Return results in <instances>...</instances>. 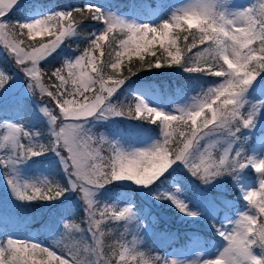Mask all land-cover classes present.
Returning <instances> with one entry per match:
<instances>
[{
    "label": "rangeland",
    "instance_id": "1",
    "mask_svg": "<svg viewBox=\"0 0 264 264\" xmlns=\"http://www.w3.org/2000/svg\"><path fill=\"white\" fill-rule=\"evenodd\" d=\"M34 1L35 0H17V4L12 8V10L17 9L23 12L24 15L19 23L30 22L39 18H43L47 15L54 14L56 12H64L62 10L53 9L40 10L39 8H37V5H28L33 4ZM93 2L94 1L92 0H85L83 5ZM187 2H189V0H158L156 2V5L154 4L157 7L156 9L155 7L151 6L152 3H149L148 0H133V4L130 9L125 12H115L111 8V3H114V0H102L98 1L97 4L99 9L104 14L110 13L126 20L135 21L141 24L148 23L149 25L155 26L161 21L167 20L170 12L174 7L181 6ZM253 2L254 0H230V3L227 5V7L231 10L243 9L244 7L250 6ZM8 14L4 19L10 24L16 22L14 19H12L13 17L8 16ZM103 28L104 24L102 23L101 26L95 28V34H98ZM17 30V33L12 30L15 33V39L23 40L22 37H20V30ZM24 34H26L25 36L29 38L27 35V30L24 31ZM32 38L40 39L37 41V43H29L24 41L22 47L30 50L29 46L39 47L40 43H48V41L50 39H53L54 37L34 36ZM126 38L127 37L124 36L121 39ZM59 46H61V44ZM119 50L120 49L118 48L117 51ZM83 52L84 50L73 56L63 55V64L65 63V61L74 60L77 56L82 55ZM98 52V55H96L98 59H100V51ZM3 53L6 56L2 60L7 63L9 71H6L0 65V72L8 76L9 79L3 87H0V106L8 105L9 103L20 101L22 99L23 102L20 104L23 107V110L26 111L27 115L34 121L42 120V135L37 130L34 132H30L33 133V142L40 144V138L42 136H46L49 139L50 143V141L53 140V136L51 133L53 125L49 124L48 117L44 116L40 112V108L43 106H47L50 111L58 116L60 114L59 108L56 107L55 104L54 106L47 105L46 103L41 101V97L34 98L32 96L33 93L29 92V79L27 77L24 79V76L21 75L20 69L23 66H18L16 64L14 56L4 48L3 42L0 41V56ZM172 72H174L176 75L186 76H195L198 74L188 73L184 70H181L180 68H173L170 73ZM258 79L259 77L257 76L255 81H253V84L249 86L246 92V99L248 101V104L245 106V110H247L248 106L252 104H257L259 106L255 127L258 126L259 128H261V130L256 133H252L255 128L254 127L251 130L245 129L244 132V136L246 137V139L248 138L247 140L245 139V141H248L251 137L253 138V140L251 142H248L246 146L245 155H251L256 158H259L262 154H264V78L257 84ZM222 81L223 77H221L219 82ZM219 82L211 85L218 84ZM186 83L187 93L185 95L175 91V93L173 94L167 93L165 96H163L161 95V91L151 80H129L127 82H124L117 90V92L113 94V96L110 98V102L113 103L117 108H123L125 111H127L129 106H132L134 110L136 98L140 97L150 107L156 108L157 110H161L165 113L179 115L177 111L179 107H182L189 103L191 101V97L209 86L202 85V83H199V81H197L195 77L187 79ZM70 87L71 85L69 84V88ZM95 92L96 88H94L91 93H85V95L91 96L95 94ZM35 93H40L39 89H36ZM104 95L107 94L104 93ZM64 98L69 100L75 98L77 100L83 101V97H73L71 95H66ZM56 108L58 109L57 113ZM143 115L147 117L149 114L145 112L143 113ZM5 123L21 125L26 130V127L22 123L21 116L18 114L0 120V124ZM83 127L89 131V134L94 136V139L96 141H99L100 134L104 132L103 135L105 137H107L110 141L115 142L119 147H122L125 150L148 148L154 142H157L161 139L160 128L159 132H154L151 119H134L133 117L127 115L109 117L107 119L101 120L91 118L86 124H83ZM99 128H101V131L97 130ZM181 131H187V129L182 128ZM2 135L3 130H0V136ZM176 138L180 139L179 136H177ZM213 140L219 141V143H217L215 147L211 148L213 156L218 160L219 156L222 154L223 147L226 146L223 145L222 137L219 134H215L211 137L206 138L205 141H202V144L211 143ZM21 142L25 145L29 143L28 140L24 138L21 139ZM234 146L235 145L233 144V148ZM100 147L102 155L109 156L112 154L108 150L110 147L108 143H104ZM171 147H175V144L171 145ZM233 151H235V148L233 149ZM9 154L10 150L8 149L0 150V158L7 157ZM44 154L49 156L50 159L53 162H56L60 166V169L64 171L65 184L62 185V187L68 190L65 191L63 195L58 199L50 201L38 199L33 201H21L13 196L12 190L8 184L6 177H14L18 182H29L37 184L43 180H46V178L41 173L33 171L31 169V165H29V158L8 166L0 165V203L4 206L9 207V209L11 210L16 209L20 212L23 211L22 220H16L12 222L13 224H11L13 226L7 229V235H10L13 239L27 240L31 243H36L35 238H37V232L39 230L37 224H50L48 226H44L40 231L44 235L43 239H46L49 243H52V245L57 248L58 252L60 251V249H63L65 247L79 246L81 249L82 259L96 261L98 257L93 255L91 251H89L88 253H84L83 248L85 245H87L90 249L96 248V239L93 237V233H95L96 237L99 238L103 247L100 232L105 219L102 220L99 231H97L95 228L90 229L86 205H84L81 199V194L69 187V177L60 162V156H58L54 151H48L43 153L42 155ZM231 154L234 155V152ZM61 155L67 156V153L61 150ZM251 170L253 171L250 166L246 167L244 170L240 171L239 175L235 179L232 175L226 173L216 177L209 183H202L200 179H198L196 176H193L188 171L183 163L176 162L164 173L166 174L169 172L171 175V177L167 179V184L164 187L158 188V185L155 184L144 187L137 186L130 181H113L97 189L94 192V199L98 202L100 209H103L106 206H113L116 208H123L125 206L132 207L133 196L132 194H130L131 192H129L130 195L127 196L124 194V191L122 189H120L118 193L108 191L109 184H114L121 188L125 187L133 189L137 194L138 200L148 203L143 205L141 212L132 208L134 219L120 221L121 228L129 232V237L116 239L115 243L117 246L116 252L122 251L123 249L120 246L123 245L127 249H134L136 252L143 253L145 258L148 259L149 264H152L155 263L156 258L159 257V254L155 251L165 241V235L162 231H159L157 224H155L156 228L149 224L151 220L154 222V219L156 218L150 213L149 207L151 206H148L149 204L156 205L159 210H163L164 208L166 209V206L161 207L159 205L157 206V204L159 202L162 203V201H165L166 203L173 205L170 199L158 198L164 194H168L169 196H173L176 199L182 201L187 206V209L189 211L196 212L199 215H203L206 217L210 212H214V210L217 208L215 199H219V197L224 194V179L229 178L227 188L234 189L236 191V196L239 197L240 200L242 199L244 203V205L236 208L232 214H228L225 211L220 212L219 222L222 223L220 228L225 231H230L234 226L232 222L239 218V213L252 211L250 206L243 199L242 190L256 189L257 191H259V184L257 180L258 174L255 177L249 176L248 172ZM178 178H180L184 187H181V185L178 183ZM73 179L75 178L73 177ZM149 199L153 200L154 202L150 203L152 201H150ZM28 205L36 206L35 211H27V209L25 208ZM77 205H80L82 207L84 218L83 223L85 224L82 230L81 228L72 225L74 228L80 229V231L77 232L76 237H78L79 234L82 236V238L75 239L76 237L74 238L70 234V232L72 233V231H70L72 229L68 230L64 227L65 223H70V220L68 218L69 209L67 211V209H65L64 207H73ZM172 207L177 210L178 214L174 218V222L182 227L189 226L188 222H192L194 216L182 214L174 205ZM55 208H57L60 212V223H55V220L52 217L53 209ZM42 209L43 211L45 209L48 210V216H46L47 221L41 219ZM164 215L165 217H167V219H171L170 216L173 215V212L167 211V214L164 213ZM96 219H101L99 211H97ZM145 219H148L149 223L144 221ZM36 221L37 224L35 223ZM111 221L112 220H107V223H111ZM2 229L3 227L2 225H0V231H3ZM197 234L198 233L193 232L189 235L191 238L187 243V245L189 246L186 250L171 248L168 251L163 252L160 257V264H167V262H169L170 264V262L173 260L177 261L178 264H191L192 261L199 262L205 259H214L226 246V241L220 240L219 242H211L209 247H205L199 242V238L198 236H196ZM253 251L257 255H259V252H256L254 249ZM101 252L103 257L109 260V257L103 253L102 248ZM118 260L119 256L115 255V262H117ZM127 260L128 264H140L141 258L137 256V259L133 261L131 257H127ZM111 264L114 263L111 262Z\"/></svg>",
    "mask_w": 264,
    "mask_h": 264
},
{
    "label": "snow or ice",
    "instance_id": "2",
    "mask_svg": "<svg viewBox=\"0 0 264 264\" xmlns=\"http://www.w3.org/2000/svg\"><path fill=\"white\" fill-rule=\"evenodd\" d=\"M16 4L17 0H11L6 9L0 8V24L6 25L7 27H13V29L18 28L21 36H23L24 30H27V35L29 37V26L34 20L30 22L17 23L13 26L4 19ZM85 11L91 14L90 18L92 20L102 22L104 24V28L107 26V33H102L103 28L98 34H94V38L91 39L86 53L83 52L82 55L77 56L72 61H65L63 68L57 69L52 73V75L59 81V84L54 86L56 88L55 92L50 91L41 82V70L38 67L39 62L48 57L53 52L52 50H42L40 47L41 43L39 47L31 46L30 50H27L25 47H22L23 40L15 38L13 40H8L6 38L0 39V41L3 42L4 48L14 56L16 64L18 66H23L21 70L29 79V92L35 94V90L39 89L42 96L47 95L56 102L60 113L59 116L54 114L47 106L40 108V112L44 116L48 117L49 124L53 125V128L51 129L53 140H51L48 145L33 142V133L25 130L21 125L12 123L0 124V130H3V135L0 136V150H10V154L7 157L0 158V165H12L21 160L42 155L48 151L56 152L57 155L60 156V162L69 177V187L81 194V199L84 205H86L90 229L95 228L99 231L102 220H131L134 219V213L131 206H125L123 208L106 206L105 208L100 209L98 202L94 199V192L108 184L110 181L120 180L122 178H126L128 181H135L137 186H144L145 184L148 186L153 185L154 182L162 176L160 175V172L163 171V169L159 165L153 164L150 168L144 167L143 170L140 171V162L145 158L151 162L152 158L155 157L160 150L171 152L172 147L170 142H161L154 145L151 149H145L144 151L136 153L133 157H128L123 152L118 151L115 146H112L111 150L113 154L106 159L105 156L101 154L100 146L106 143L102 138H100L99 141H96L91 135L87 134V131L83 128L79 129L78 134L75 135V139L65 136L63 132L60 131L62 128L82 124V120H74L71 116L66 119L63 118L72 107L75 106L77 108H81L78 113L74 114L79 117H87L95 110V106L89 103L87 99L88 96L85 95V93L88 92H85L82 88H78L77 85L78 81L84 77L91 79L99 69L100 65L97 64L98 57L96 56V53L102 49L101 39L106 41L107 34L113 33V29L108 22L117 19L111 14L105 15L99 8L90 4L84 5L83 8L75 9V12L80 13L81 15H83ZM51 19L55 21V28L57 29L56 32L50 33L49 29L45 27L43 31L33 33L32 37L51 36L55 39L56 36H59V29L62 27H67L71 24L74 25V31L78 28V23L73 20V12H56L52 14ZM191 26L192 25L189 24V27ZM138 32L139 35H137ZM171 33L172 29L168 25H162L160 28L149 27L144 31L135 28L134 25L131 26L128 34L126 35L127 38L124 39L126 43L124 45H120L119 43L120 50L116 51L115 58L111 59L114 65V71H119L122 58L124 56H128L130 58L132 55H136L139 56L141 60H143V54L145 53L154 56L155 52L152 51V49L156 44H159V47L163 49L164 53H166V62L169 65H176L180 63L182 50L179 48L178 51L172 52L168 49V45L172 40ZM98 37L101 39H98ZM65 38L66 37H64V39ZM207 39L208 38L205 37L202 40L194 41L191 38V42L186 44L185 48H187L188 51H191L192 49L197 48L198 44L206 45L202 50H197L195 54L202 52L208 46ZM185 40H188V37H186ZM92 41H96V43L92 44ZM19 49H23V55L19 53ZM252 55L260 56L264 55V53L254 50ZM147 66L149 68L162 67L159 59H157L154 64L149 62ZM65 70L67 71V77L63 75ZM213 71L219 72L220 69L213 68ZM239 71L244 72L246 69L241 68ZM217 77H223V80H227L226 76L218 75ZM8 79V76L0 72V87H3L7 83ZM127 79L128 77H125L124 79L111 80V82H125ZM249 79H251V76H249ZM69 84L71 87L65 88V86ZM61 89H64V91H61ZM117 90L118 89H112L110 87L108 94H114ZM224 91H226V89ZM66 95L83 97V101L75 98L71 100L65 99L64 97ZM223 95L224 92L222 91L221 96ZM108 102L110 103V101ZM145 105H147V108ZM152 108L153 107H150L142 98L137 97L134 110L132 106H129L127 111L123 108L115 107L113 109V114L118 116L127 115L133 117L134 119H145L146 117L143 113L147 112L151 118V122H157V120L160 122L162 118L167 120L169 117L174 116L173 114L165 113L161 110H157L156 108L154 112L149 111ZM177 111L180 114L181 110L178 109ZM258 111L259 106L257 104H252V112L250 114L253 116L254 121H256ZM247 113L248 110L243 109L241 111V115H246ZM199 115L200 114L198 113L197 116ZM54 117H56V119H53ZM214 121H216V115L213 112L208 111V109H205L204 119L198 120L197 117H193L190 122V127L185 128L187 131L180 130L179 134L180 139L178 147L182 149V151L180 152V155L176 157L177 162L183 161V164L188 171L193 176L199 177L204 181V183H209L216 177L226 173L232 175L235 179L239 175L240 171L246 168L239 167L240 164H246L247 167H251L253 163L264 159V154H262L259 158H256L251 155H245L244 152L239 149L233 151V147H231L225 150L223 159L217 160L211 152L212 143L202 144V141H205L206 138L217 134L215 131L217 123ZM162 127L165 133L169 131L167 123H165ZM22 138L27 139L29 143L27 145L22 143ZM61 150L66 152L67 156L61 155ZM233 152L234 155L231 154ZM238 152L239 155H237ZM259 166L261 165H258V167ZM123 173L127 174L126 177L123 176ZM257 174L259 191L252 192L249 197L251 200H255L257 197L264 194V192L261 191V189H264V185H261V181L264 180V175H261L258 172ZM73 177L75 179H73ZM145 177H147V179ZM6 179L13 194L21 201H33L37 199L50 201L58 199L65 191L68 190L59 184L50 183L48 180H43L37 184L18 182L14 177H6ZM242 194L243 196L247 195L248 190H242ZM158 198L170 199L173 205L182 214L189 216L198 215L196 212L189 211L187 206L182 201L173 196L164 194ZM97 211H99L101 219H96ZM238 216L239 218L232 222L234 226L230 231L218 230V234L220 235L221 233H224L225 236H229V239H231L229 234L236 228V224L240 219L241 213H239ZM256 222L258 221H253V223ZM64 227L69 228L70 226L65 223ZM100 235L103 236V232H100ZM93 237L96 241L99 240L95 233H93ZM5 243H7V241L0 242V247H3ZM39 247L44 249L42 257H33V260L43 259L47 262V264H79L70 247L60 249L59 252L50 250L49 248L40 245ZM120 247L123 250L116 252V255L120 257L121 252H124L126 254V259L120 260L119 264H128L127 254L130 250L125 248L123 245ZM219 254L214 259H205L199 262L192 261L191 264H217V257ZM145 264H149V261H146ZM167 264H169V262H167ZM170 264H178V262L173 260Z\"/></svg>",
    "mask_w": 264,
    "mask_h": 264
},
{
    "label": "clouds",
    "instance_id": "3",
    "mask_svg": "<svg viewBox=\"0 0 264 264\" xmlns=\"http://www.w3.org/2000/svg\"><path fill=\"white\" fill-rule=\"evenodd\" d=\"M10 2L11 0H0V8L6 9ZM229 3L230 0H189V2L181 6L174 7L168 19L161 21L155 26L148 23H137L111 14L117 19L109 21L108 24L111 25L113 32H118L122 36H126L133 25L141 31L147 30L149 27L160 28L162 25H168L172 29V40L168 45V49L172 52L179 50L177 41L182 33H188L194 41L207 37L208 46L202 52H198L194 56L181 55L180 63L176 64V66L181 67L188 73H204L205 75L214 77L218 75L226 76L227 80H223L215 85H209L191 97L189 103L178 108L181 110L178 116H171L167 120L162 118L159 122L161 139L154 142L148 148L125 150L101 133L100 138L110 145L108 149L110 153H112V146H115L118 151L123 152L128 157H133L136 153L145 149H151L154 145L161 142H170L171 145L175 144L171 152L160 150L152 158L151 162L147 158L140 162V171L144 167L150 168L153 164H156L163 169L160 172V175H163L164 172L177 162L176 157L182 151L178 147L179 139L176 138L177 135L179 136L180 130L190 127L193 117H197L198 120L204 119L205 109L216 115V121L214 122L217 123V127L215 131L222 137L223 145H226L223 147L219 159L224 158L225 150L233 147V144L237 140H241V143H243V140L236 133L240 132L241 129L251 130L256 125V121L253 120V116L250 114L252 112V105L248 106V113L246 115H241V111L248 104L246 92L257 76L261 72H264V55H252L254 50L264 53V0H254L250 6L237 10L229 9L227 7ZM51 16L52 14L39 20H34L29 26V38H32L33 33L43 31L45 27L49 29L50 33L56 32L55 21L51 19ZM189 24L192 26L189 27ZM12 25L14 26L15 24ZM12 29L13 27L0 24V39L13 40L15 33ZM102 33H107V26L102 30ZM74 34H77L74 31V25L69 24L67 27L59 29V36H56L55 39H50L47 44L41 43L40 47L42 50L54 51L61 41L65 40L64 37H70ZM137 35H139V32ZM98 39L101 38L98 37ZM118 39L119 37L117 36L107 34L106 41H108V48H112ZM102 42H105V40L101 39ZM91 43L95 44L96 41H92ZM119 43L120 45H124L126 42L124 39H119ZM88 48L84 49L85 53ZM18 51L21 55L24 54L23 49H19ZM109 67L114 70L111 59H107L100 64L99 69L91 79L84 77L78 81L77 87L82 88L85 92L91 93L96 88L95 94L87 97L89 103L95 106V110L87 117H79L74 114L78 113L81 108L74 106L69 109V112L63 118L66 119L71 116L74 120H82V124L60 129L65 136L75 139V135L78 134L79 129H85L83 124H86L91 118L101 120L118 116L113 114V109L116 106L108 102L113 96V94H108V92L110 87L112 89H119L124 82H107L103 73ZM213 68H218L220 71L214 72ZM241 68L246 69V71L240 72ZM249 76H251V79H249ZM225 89L226 91H224ZM222 91L224 92L223 96H221ZM104 93L107 95H104ZM145 107L147 108V105ZM155 110V108H152L149 111L154 112ZM198 113L200 114L199 116H197ZM53 119H56V117ZM151 123L156 124V122ZM165 123H167L169 128L167 133H165L162 127ZM86 131L89 134V131ZM91 136L94 138L93 135ZM211 143L212 147H215L219 141L213 140ZM239 150L244 151L243 147L239 148ZM112 154L105 156V158L107 159ZM237 155H239V152ZM258 165L261 166L258 167ZM239 167L244 168L247 165L240 164ZM251 168L254 172L264 175V159L253 163ZM126 175V173H123L124 177ZM145 178L147 179V177ZM197 178L200 179L199 177ZM115 181L128 180L122 178ZM111 182L113 181L109 183ZM130 182L136 185L135 181ZM201 182L204 183L203 180ZM261 185H264V180L261 181ZM147 186V184L144 185V187ZM254 191L257 190L250 189L248 190V194L243 196V199L252 211L241 213L236 228L229 234L231 239H229V236H225L224 233L220 234L226 241V246L217 257V264H264V218L257 219L258 216L264 217V194L255 200H251L249 197ZM261 191L264 192V189H261ZM13 196L17 198L14 194ZM254 220L258 222L253 223ZM6 241L7 243L3 247H0V264H47L43 259H32L37 256L42 257L44 249H41L38 244L12 238H8ZM70 248L79 264H111L110 260L104 258L102 255L100 240L96 241V248L90 249L87 245L83 248L84 253L91 251L93 255L97 256L98 259L96 261L82 259L79 246H72ZM253 249H258L259 255ZM112 255L115 256L116 252L114 251ZM137 256L141 258L140 264H145L148 261L143 253L136 252L134 249H131L127 254V257H131L133 261L137 259ZM125 259L126 254L121 252L116 264H119L120 260Z\"/></svg>",
    "mask_w": 264,
    "mask_h": 264
},
{
    "label": "trees",
    "instance_id": "4",
    "mask_svg": "<svg viewBox=\"0 0 264 264\" xmlns=\"http://www.w3.org/2000/svg\"><path fill=\"white\" fill-rule=\"evenodd\" d=\"M95 1H102V0H95ZM129 0H114L115 5L121 4L122 7L125 6V3ZM83 2V0H35L33 4H30L29 6L32 5H37L40 10H46V9H51V8H56V9H62V10H67L69 8V12H73V20L78 23V28L76 30L77 34H74L70 37H66L65 40L63 41L64 46H59L55 51H53L48 57H46L44 60L40 61L38 64V67L41 70V82L44 84L45 87H47L50 91L55 92L56 88L54 87L55 85L59 84V81L52 75L53 72H55L57 69L63 68V55H76L83 51L85 48L89 47L91 39L94 38V32L92 29L94 27H97L100 22L92 20L90 18L91 14L85 13L81 15L80 13H76L75 10L72 8L75 5H80ZM83 8V7H79ZM13 17L20 18L23 16L22 11L14 10L13 11ZM18 28L12 29L14 32L17 33ZM180 31V30H177ZM110 36H117L122 38V35L118 32H113L110 34ZM185 36L188 37V40H185ZM22 37L23 41L29 42V43H37V41L40 38H27L25 34ZM119 39L113 44L112 48H108V41L102 42V49L100 50L99 58L97 61V64L100 65L102 64L105 60L107 59H114L115 58V52L118 50L119 45L118 41ZM191 42V36L188 35V33H182L177 41V46L182 50L181 55L184 56L185 54L188 56H194L195 52L197 50H202L203 47L206 45H197V48L192 49L191 51H188L187 48H185V45ZM152 51L155 52V55H149L148 53L143 54L144 58L143 60L140 59L139 56L132 55L130 58L128 56H124L122 58V63L119 71H114L110 67L106 69L104 72L106 75H108V79L115 80V79H124L125 77H128L127 80H135V79H146L148 80L149 78L152 80H155L158 82L161 86L166 85L167 79H169V75L171 74L170 71H172L173 68H180L176 65H169L166 62V53H164L163 49L159 47V44H156L153 46ZM99 52L96 54L98 55ZM109 53H111V56H109ZM96 55V56H97ZM6 55L3 53L0 56V65L5 69L6 71H9L8 65L6 62H4L2 59H4ZM157 59H159V62L161 63L162 67L160 68H149L147 65L149 62L151 63H156ZM21 75L24 76V79L26 76L24 75L23 71L20 69ZM134 73V75H133ZM174 73V72H173ZM262 73V72H261ZM260 73V74H261ZM64 75V72H63ZM176 77L177 81L183 82L186 84L185 79H191L192 76H183V75H177ZM199 83H202V85H206L209 82H212L216 77L210 76V75H205L204 73H198L197 75L193 76ZM67 88V86H65ZM61 91H64V89H61ZM34 98L36 97H41V101L46 103L47 105H56V102L53 101L50 97L47 95H41L40 93H35L34 95L32 94ZM22 99L20 101H15L12 103H9L8 105H3L0 106V118L2 117H10L12 115L18 114L21 116V120L23 125L26 127V130L29 132H34L38 131L42 135V120H37L34 121L32 118H30L26 111L23 110V107L21 106L20 103H22ZM19 106V107H18ZM58 112V109L56 108V113ZM241 133L244 132L240 131ZM240 132L239 135H240ZM45 135V134H44ZM178 136V135H177ZM40 144L48 145L49 144V139L46 136H42L39 140ZM243 147L244 151L246 149L245 145H241ZM29 165H31V169L33 171L41 173L46 180H48L50 183H56L59 184L60 186L65 184L64 180V171L60 169V166L56 163L53 162L49 156L47 155H41V156H34L29 158ZM164 180V179H161ZM160 180V181H161ZM161 183H164V181H161ZM120 189H123L125 195H129V192L131 190H127L126 188H121L117 185L114 184H109L108 186V191H113L115 193H118ZM133 195V200L134 203L132 205V208L135 210H139L142 206V202L138 200L136 192H132ZM231 197H227L226 195H223L222 198L219 199V202L221 207L229 208L231 209L233 206V203ZM238 202V201H236ZM162 207V206H161ZM65 209H69V222L68 225L70 226L69 229H72V233L70 232L71 236L74 238L77 236V232L80 231L78 228L84 227L83 221V211L82 207L80 205L77 206H65ZM25 209L27 211H35L36 206L34 205H28ZM57 210V208L55 209ZM164 213L165 211L167 212V208L163 209ZM162 210V211H163ZM43 209L41 210L42 214ZM221 211V208H216L214 212H210L208 214V217H210L212 220L216 221V219L219 217V213ZM23 211L20 212L19 210H14V209H9V207L4 206L0 203V221L8 224L14 219H22ZM55 217V214L53 215ZM172 217V216H171ZM264 217L258 216L257 219L260 220ZM167 219V218H166ZM169 219V218H168ZM78 227L74 228L73 226ZM42 226H46L45 224H42ZM157 226L159 227V231H162L165 235L166 240L169 241H174L178 242V237L175 235L174 227H172L171 223H168V225H160L157 222ZM38 227H41L38 225ZM205 231V230H204ZM101 232H103L102 237V242H103V247L102 251L104 254H106L109 257V260L111 262L115 263V256L112 255V253L115 251L114 242L116 239H120L122 237V231L119 229V227L112 223H107V220H104L103 226L101 227ZM182 235H185V232L181 231ZM77 238H82L81 235L79 234ZM8 238L2 236L0 242L6 241ZM169 243V242H168Z\"/></svg>",
    "mask_w": 264,
    "mask_h": 264
},
{
    "label": "bare ground",
    "instance_id": "5",
    "mask_svg": "<svg viewBox=\"0 0 264 264\" xmlns=\"http://www.w3.org/2000/svg\"><path fill=\"white\" fill-rule=\"evenodd\" d=\"M104 132H102V134H103Z\"/></svg>",
    "mask_w": 264,
    "mask_h": 264
}]
</instances>
